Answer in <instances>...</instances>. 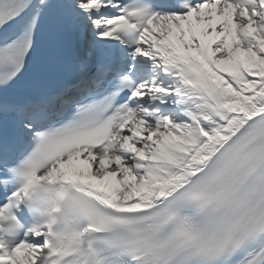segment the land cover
Segmentation results:
<instances>
[{
	"label": "snow or ice",
	"instance_id": "6c2138e0",
	"mask_svg": "<svg viewBox=\"0 0 264 264\" xmlns=\"http://www.w3.org/2000/svg\"><path fill=\"white\" fill-rule=\"evenodd\" d=\"M0 264H264V0H0Z\"/></svg>",
	"mask_w": 264,
	"mask_h": 264
}]
</instances>
